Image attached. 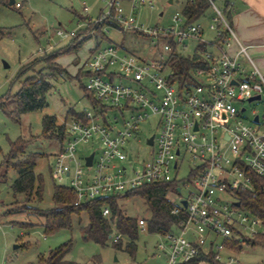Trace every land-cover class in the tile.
Wrapping results in <instances>:
<instances>
[{
    "label": "built area",
    "instance_id": "2783aa9c",
    "mask_svg": "<svg viewBox=\"0 0 264 264\" xmlns=\"http://www.w3.org/2000/svg\"><path fill=\"white\" fill-rule=\"evenodd\" d=\"M125 1H108L100 22L109 20L119 31L146 35L156 44L162 41L165 53L149 59L123 53L114 44L93 49L83 70L85 87L96 105L88 100L89 109L68 125L67 137L54 157L52 177L68 180V188L77 196L76 206L149 185L180 182L172 211L178 223L158 235L153 256L163 258L165 264H241L234 257L233 242L245 244L264 235L263 219L245 210L240 198V193H256L257 187H264V115L253 110L252 124L246 116L247 104L263 101L264 75L255 66L249 75H242L239 55L248 56V48L241 47L237 56L224 49L235 33L211 1L216 16L210 29L216 39L210 45L219 53H206L208 67L197 69L192 79L182 84L172 81V53H179L190 40L208 44L203 25L187 24L177 13L173 25L150 28L139 23L134 12L152 6V1L130 0L131 13L124 8ZM14 5L22 7L20 2ZM57 34L68 36L63 30ZM151 120L156 134L144 141L140 131ZM91 143L100 144L101 151L80 155L79 146ZM186 164L188 176L181 179L179 172ZM103 215L110 217L109 207ZM138 226L147 228V220L139 219ZM122 239L114 227L110 240L115 244Z\"/></svg>",
    "mask_w": 264,
    "mask_h": 264
},
{
    "label": "rangeland",
    "instance_id": "374dc122",
    "mask_svg": "<svg viewBox=\"0 0 264 264\" xmlns=\"http://www.w3.org/2000/svg\"><path fill=\"white\" fill-rule=\"evenodd\" d=\"M0 4V98L6 95H15L21 88L22 82L28 77L48 74L49 65L36 62L40 57L51 51L66 48L72 42L71 36L77 35L74 42L77 45L85 39V31L89 23H95L101 12L105 13L106 3L110 0H15L22 7L16 8L9 5V0H2ZM152 6L143 8L134 13L139 23L147 27H169L173 25V17L181 13L187 0H150ZM219 8H224V0H214ZM125 7L128 5L125 3ZM129 9V8H128ZM216 16L212 7L201 19L204 27L203 39L207 52H216L210 44L216 39V34L210 29L213 18ZM58 30H63L67 37H60ZM102 36L91 35L76 51H71L60 57L56 62L68 71V76L54 82V89L49 93L48 107L41 111L21 115L19 118L10 112L0 109V165L8 155L11 143L20 137L33 139L28 143V153H41L46 156L37 161L36 173L44 180L42 200L36 198L30 203L31 208L48 211L56 207L54 202L55 188H68L69 182L53 180L51 167L55 155L61 150V143L57 140L43 138V118L55 116L59 124L68 125L72 122L68 117L70 110L82 112L89 109L88 100L85 98L84 86L87 78L77 79L76 76L83 71V64L88 52L100 45L101 47L114 44L120 47L123 53L144 58H158L160 53H165L164 43L157 44L153 39L140 33L131 31L121 32L111 27H104ZM180 49L184 55H193L200 45L197 40H190ZM48 50L42 53V50ZM5 64L8 67H5ZM30 65V66H29ZM28 66V71L19 78L23 67ZM169 72V71H168ZM167 72V75H168ZM13 110L14 104L10 105ZM246 116L251 122L252 111L264 115V98L262 102L247 104ZM141 138L145 139L156 134L154 121L146 123L141 129ZM140 147L141 154L145 151V144ZM100 144L79 146L80 155L100 152ZM175 175V173H173ZM188 164L179 172V178H187ZM17 171L10 168L8 180L0 185V264H44L50 257V252L71 242V250L65 257L67 262L76 264H94V259L99 258L100 264H165L163 258L153 256L154 248L160 237L151 234L147 228L139 229L136 241L137 251L130 255L124 251L116 250L110 240L108 246L102 247L93 241L86 240L82 228L89 223L86 213L73 216L69 229H62L52 234L44 230L45 218L36 213H29L22 209L25 202L24 195H16L12 185L17 179ZM186 194V191H184ZM120 194V205L126 216L149 220L151 217L148 207L140 197L125 198ZM179 196L177 197V199ZM27 225L24 226L23 225ZM120 244L124 246L129 242L123 237ZM223 242L222 239H217ZM226 256V254L224 255ZM241 264H263L264 246L255 247L243 245V251L234 254ZM117 260V261H116Z\"/></svg>",
    "mask_w": 264,
    "mask_h": 264
},
{
    "label": "trees",
    "instance_id": "16d2710c",
    "mask_svg": "<svg viewBox=\"0 0 264 264\" xmlns=\"http://www.w3.org/2000/svg\"><path fill=\"white\" fill-rule=\"evenodd\" d=\"M214 0H187L182 15L186 18L187 24H194L203 19L206 13L213 7ZM225 1L224 15L227 20L232 22V12L230 10L229 0ZM3 3L0 0V4ZM10 3V0H9ZM15 6V5H14ZM102 15L95 23H89L85 29L86 36L77 45L74 42L78 38L77 35L71 36L72 42L70 46L51 51L49 54L36 59V62H43L49 65L48 74H40L38 76L28 77L22 82L20 90L15 95H6L0 98V109L4 112H10L16 117L23 114L44 110L48 107V95L54 89V82L60 78L68 76V71L57 64V60L70 53L78 50L91 35L102 36L106 39L103 32L104 27H111L120 30L119 27L109 20L100 22ZM207 44H200L197 51L187 56L176 51L170 57V68L173 72L172 81H178L181 84L192 79V73L197 69H205L208 67V62L204 58L207 53ZM218 46L223 47L221 41H218ZM174 50L177 49L175 43H172ZM98 47H101L98 45ZM30 66V65H29ZM28 71V66L23 67L20 71L19 78ZM86 77L87 74L83 71L76 76L77 79ZM85 98L94 104L93 96L87 91L84 86ZM14 104V109L10 110V105ZM96 105V104H95ZM68 117L72 120L80 119L82 115L78 112L70 110ZM67 125L59 124L55 116L46 115L43 118V138L49 140H57L63 144L67 137ZM33 140L20 137L15 142L11 143L10 152L5 156L4 162L0 165V185L8 180V171L13 168L17 171L18 177L12 185V190L16 195H24L25 202L22 209L29 213H36L45 218L44 230L46 234H52L62 229H69L72 225L73 216H80L86 213L89 217V223L82 228L84 238L95 242L96 244L106 247L110 241V236L116 230L128 239L126 246L119 243H113L116 250L124 251L130 255H135L137 251L136 241L139 235L138 220L125 215L123 208L120 205L121 197L111 199L96 200L76 206L77 196L69 188L57 187L54 192V209L43 211L36 208H31L30 203L34 198L42 200L44 190V180L41 175L36 173L37 161L45 157L41 153H28V143ZM52 176V172H51ZM53 178V177H52ZM54 180V179H53ZM180 182L174 181L171 183H162L141 187L135 191L125 195L126 199L140 197L145 201L148 211L151 214L147 220V230L151 234L165 235L173 226L178 223L177 217L172 214L175 207V201L180 196ZM242 207L249 211L254 216L260 217L264 221V187H257L256 193L244 192L240 193ZM109 207L111 215L109 218L104 217L103 209ZM27 226V225H23ZM243 245L255 247L256 245L264 246V235L257 237L254 240L245 241V244L233 242V250L236 254L243 251ZM71 250V242L62 245L61 247L50 252V257L44 264H76L67 262L65 257ZM100 259L95 258L94 264H100Z\"/></svg>",
    "mask_w": 264,
    "mask_h": 264
},
{
    "label": "crops",
    "instance_id": "0c3cea01",
    "mask_svg": "<svg viewBox=\"0 0 264 264\" xmlns=\"http://www.w3.org/2000/svg\"><path fill=\"white\" fill-rule=\"evenodd\" d=\"M229 2L232 12L231 26L235 33V38L232 39L230 46L224 49L230 55L237 56L241 47L248 48V56L239 55L242 75H249L254 70V66L264 75V0H229ZM125 3L129 9L125 7ZM215 6L224 13L225 8H219L216 4ZM124 8L128 13H131L130 0L124 2ZM102 14L103 12H101L100 16ZM213 48L216 52L207 53L218 54L219 49L215 46ZM92 51L93 49L88 52V56Z\"/></svg>",
    "mask_w": 264,
    "mask_h": 264
},
{
    "label": "water",
    "instance_id": "95a60500",
    "mask_svg": "<svg viewBox=\"0 0 264 264\" xmlns=\"http://www.w3.org/2000/svg\"><path fill=\"white\" fill-rule=\"evenodd\" d=\"M14 2H15V0H10L9 5H10V6L14 5ZM5 67H8V65L5 64ZM259 99H260V96H258L257 98L250 99V102H251V101H254V100H259ZM257 120H258V118H256L255 121H257ZM150 143L152 144V140H150ZM92 160H93V156H91V157H89V158L87 159V165H88V166H91V164H92ZM183 204L186 206V205H187V202L184 201ZM238 205H239V204H238Z\"/></svg>",
    "mask_w": 264,
    "mask_h": 264
}]
</instances>
